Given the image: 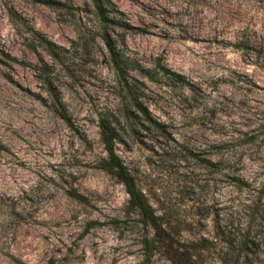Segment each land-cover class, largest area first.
Segmentation results:
<instances>
[{"label": "rangeland", "instance_id": "obj_1", "mask_svg": "<svg viewBox=\"0 0 264 264\" xmlns=\"http://www.w3.org/2000/svg\"><path fill=\"white\" fill-rule=\"evenodd\" d=\"M55 1L0 0V264H176L103 169L101 116L196 264H264V0Z\"/></svg>", "mask_w": 264, "mask_h": 264}, {"label": "trees", "instance_id": "obj_2", "mask_svg": "<svg viewBox=\"0 0 264 264\" xmlns=\"http://www.w3.org/2000/svg\"><path fill=\"white\" fill-rule=\"evenodd\" d=\"M38 1L51 7H58L62 5L60 2L55 0ZM93 4L97 15L102 21L109 19L108 16H106L108 8L112 9L111 11L117 10L112 0H93ZM101 36L109 48L115 67L120 69L121 64L115 55L111 35L107 31H104ZM53 46L54 44L46 39L47 50L52 51ZM10 55L11 54L9 53L8 56ZM173 73L175 74V72ZM175 75L184 81L186 80V78L181 74ZM138 110L143 115L144 119L154 125L155 128L163 129L165 127L163 124L154 119L148 108L140 105ZM99 126L101 129V138L107 153V157L103 160L102 167L108 172L114 174L124 184L126 191L129 194V211L138 214L143 226L147 229L153 230L154 236L152 239L147 240V244L149 246L151 244V246L154 245L156 247L164 248L167 255L176 264H196L191 256L188 255L185 250L179 248L178 244L174 241L171 233L167 228H165L162 217L157 213L145 192L139 187L135 175L126 166L122 158L117 153L116 143L120 139L118 127L112 122V120L104 116H101Z\"/></svg>", "mask_w": 264, "mask_h": 264}]
</instances>
